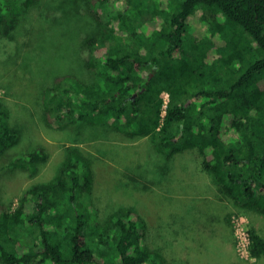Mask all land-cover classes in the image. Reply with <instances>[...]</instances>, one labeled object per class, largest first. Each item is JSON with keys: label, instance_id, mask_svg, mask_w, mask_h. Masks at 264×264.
<instances>
[{"label": "trees", "instance_id": "trees-1", "mask_svg": "<svg viewBox=\"0 0 264 264\" xmlns=\"http://www.w3.org/2000/svg\"><path fill=\"white\" fill-rule=\"evenodd\" d=\"M90 1L95 10H110L109 22L97 17L101 34L86 41L87 67L100 80L58 76L33 106L44 125L68 119L95 132L96 121L109 116L116 131L150 137L157 151L172 158L197 149L221 204L243 202L264 215V0H173L172 9L154 11L149 0H123L122 7L117 0ZM40 3L0 0V33L16 38L21 11ZM209 9L225 17L211 28L222 44L187 33L189 17ZM147 11L153 18L146 28ZM163 92L169 94L166 104ZM9 119L8 105L0 102V154L20 141ZM87 150L68 146L53 180L31 184L15 208L0 203V264H157L158 253L146 244L132 208L101 221L99 210L85 201L94 187L89 158L95 156ZM46 159L38 148L12 165L36 170ZM132 184L146 185L140 179ZM22 236L35 240L28 244ZM251 239L252 257L264 256V236L253 228Z\"/></svg>", "mask_w": 264, "mask_h": 264}, {"label": "rangeland", "instance_id": "rangeland-1", "mask_svg": "<svg viewBox=\"0 0 264 264\" xmlns=\"http://www.w3.org/2000/svg\"><path fill=\"white\" fill-rule=\"evenodd\" d=\"M40 2L21 11L16 38L0 33V102L8 105L9 121L20 135L15 146L0 154V203L15 208L31 184L57 176L68 146H82L95 156L89 158L94 187L85 201L95 205L101 221L116 209L132 208L144 225L146 244L158 253L157 264H264V256L252 257L250 252L251 230L264 236V215L252 212L243 202L221 204L197 149L172 158L157 151L150 137L136 139L116 131L109 116L96 121L95 132L68 119L44 125L41 111L33 106L41 90L54 85L58 76L71 74L80 83L100 80L99 73L87 67L86 41L101 34L103 24L97 17L109 22L110 10H95L90 0ZM116 5L122 7L123 0ZM148 5L151 11L172 9L174 1L149 0ZM151 11L143 15L146 28L153 18ZM218 22H225L222 14L196 10L187 21V33L222 44L221 34L211 33L212 23ZM112 23L118 26V21ZM100 68L103 73L105 69ZM163 96L166 104L169 94L163 92ZM38 148L47 159L38 162L36 170L12 165L18 156ZM135 177L149 188L135 187ZM228 212L231 223L226 220ZM34 240L23 237L28 244Z\"/></svg>", "mask_w": 264, "mask_h": 264}, {"label": "built area", "instance_id": "built-area-1", "mask_svg": "<svg viewBox=\"0 0 264 264\" xmlns=\"http://www.w3.org/2000/svg\"><path fill=\"white\" fill-rule=\"evenodd\" d=\"M165 111V110H164Z\"/></svg>", "mask_w": 264, "mask_h": 264}]
</instances>
